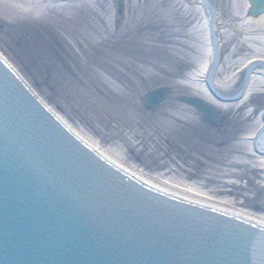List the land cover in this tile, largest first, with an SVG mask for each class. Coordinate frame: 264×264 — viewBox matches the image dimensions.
<instances>
[{"label": "rangeland", "instance_id": "1", "mask_svg": "<svg viewBox=\"0 0 264 264\" xmlns=\"http://www.w3.org/2000/svg\"><path fill=\"white\" fill-rule=\"evenodd\" d=\"M200 1L80 0L28 16L0 0V39L61 109L122 158L161 183L192 186L260 214L264 172L234 159L243 150L242 135L264 109V85L243 109L224 101L226 123L221 118L219 127L205 126L182 99L199 96L192 77L212 59L209 13ZM214 2L221 43L217 81L247 61L264 60V20L250 21L249 0ZM163 86L169 93L148 110L145 95ZM188 144H200L207 156L181 163L177 150ZM193 165L200 173L184 175L182 168L193 172Z\"/></svg>", "mask_w": 264, "mask_h": 264}, {"label": "water", "instance_id": "2", "mask_svg": "<svg viewBox=\"0 0 264 264\" xmlns=\"http://www.w3.org/2000/svg\"><path fill=\"white\" fill-rule=\"evenodd\" d=\"M0 53V264H264L263 216L164 185L61 109L1 39Z\"/></svg>", "mask_w": 264, "mask_h": 264}, {"label": "bare ground", "instance_id": "3", "mask_svg": "<svg viewBox=\"0 0 264 264\" xmlns=\"http://www.w3.org/2000/svg\"><path fill=\"white\" fill-rule=\"evenodd\" d=\"M5 3L8 2L15 9L22 11L25 15H37L40 12L45 10H52L56 6L64 4L68 5L71 2H80V0H2ZM84 2L90 0H81ZM200 1V0H199ZM208 0H201L200 6L204 9L205 3ZM252 4V3H251ZM251 7L248 8V18H251L250 21H255V23H261L264 20V12L258 13L256 16L251 14ZM209 13V10L206 9ZM207 13V14H208ZM253 17V18H252ZM209 16H205V23L207 27L209 26ZM255 18V19H254ZM209 35V33H208ZM209 37V36H208ZM205 66V65H204ZM203 64L200 66L198 72H195L192 77V83L198 89L199 96L201 99L208 101L217 109H219V114L222 115L224 108L227 103H223L226 98H230L234 94H238L240 90H243V94L241 95L240 100L234 101L230 100L229 103H233L235 107L239 109H243L253 98L252 95L254 90L259 87L261 84L264 85V65L255 62V59L247 61L244 66L235 73H230L226 75L224 78L219 79H209L208 75L210 72L209 65L204 67ZM245 77H247L245 81ZM211 83V85H210ZM240 94V93H239ZM198 96V95H197ZM198 96V97H199ZM233 98V96L231 97ZM185 105V104H184ZM190 109V108H189ZM247 112V109L245 110ZM252 109L248 110V117L246 121L250 120L249 116L253 115ZM251 127H247L246 133L242 135V140L239 142V149H243L234 159L235 163L243 164L249 168H260L261 171L264 172V109H261L257 114V117L252 121ZM244 124H248L245 123ZM242 128H246V125H242ZM220 158V157H218ZM215 161V162H220ZM164 185L177 188L180 190H184L190 193H194L197 195H201L207 198H210L207 192L199 190L195 187L187 186L186 188L177 187L172 183L171 180L166 179V181H162ZM192 184V182H190ZM195 184V183H194ZM193 184V185H194ZM262 186L264 188V180L262 182ZM203 188V186H201ZM255 213V212H254ZM260 216L264 217V208H262V212L256 213Z\"/></svg>", "mask_w": 264, "mask_h": 264}, {"label": "flooded vegetation", "instance_id": "4", "mask_svg": "<svg viewBox=\"0 0 264 264\" xmlns=\"http://www.w3.org/2000/svg\"><path fill=\"white\" fill-rule=\"evenodd\" d=\"M192 110L195 112V116L197 117V118H200L199 119V121H202V122H205L206 124H205V126H211V127H219V125L220 124H215V123H213L212 121H210L204 114H202L200 111H197L196 112V110L195 109H193L192 108ZM223 117H222V120H224V123H226V117L224 116V115H222ZM194 131H200V129H198V128H196L195 127V130ZM199 134V133H198ZM205 134H206V132H205ZM207 137V136H206ZM204 139V138H203ZM205 140V139H204ZM215 145H216V149H218V145H219V143H215ZM201 145L200 144H197V146H195V145H192V146H190L189 144H188V146L186 147V146H180V149L179 150H177V152H178V159L177 160H179L181 163H183V164H185V165H188V162L190 161V160H195L194 159V156H197V155H201V156H207V152L206 151H204V150H202L201 148L202 147H200ZM174 147H177V145H175V144H168V149L169 148H174ZM179 147V146H178ZM212 160H214V162L215 161H217L215 158L214 159H212ZM163 166L161 165V167L160 166H158V169L160 168V170H162V169H164V168H162ZM205 167V166H204ZM191 168H193V172H189V171H187V169H185V168H182V171H183V174L184 175H186L187 177H191V176H193L194 174L195 175H197V173L200 171V169H199V167H197V166H195V165H193ZM181 170V169H180ZM200 173V172H199ZM255 207H259V205H257V206H255ZM254 208V207H253Z\"/></svg>", "mask_w": 264, "mask_h": 264}]
</instances>
